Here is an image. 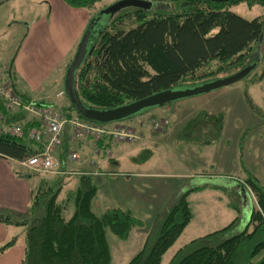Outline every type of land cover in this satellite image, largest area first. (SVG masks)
I'll return each mask as SVG.
<instances>
[{"label": "trees", "instance_id": "1", "mask_svg": "<svg viewBox=\"0 0 264 264\" xmlns=\"http://www.w3.org/2000/svg\"><path fill=\"white\" fill-rule=\"evenodd\" d=\"M64 1L76 9H87L98 0ZM173 1V6L165 4L164 12L148 19L144 9L132 8L113 15L104 26L93 27L92 48L75 75L76 89L86 105L100 109L116 107L193 83L195 80L186 78L213 59L221 64L217 63L206 75L241 68L256 52L260 59L257 46L264 48V15L247 19L225 7L241 0ZM246 1L264 4V0ZM129 15L140 23L127 30H112V24ZM209 78L215 76L206 79ZM70 107L75 111L74 116L84 119L71 103ZM65 132L67 148L61 161L66 160L70 147L69 129ZM104 142L105 138L98 142L99 154L103 156ZM34 152L30 142H24L21 136L0 131V156L22 160ZM54 175L51 179H41L23 217L0 212V222L25 229L21 264H110L109 236L125 240L134 227L143 225L142 221L129 210L118 207L94 210L97 193L94 172L78 170L73 175ZM71 176L76 184L60 197L64 178ZM243 182L253 192L255 205L242 231L222 236L234 226L235 218L219 230L190 240L168 264H264V255L253 261L264 249V189L253 177ZM194 189L181 193L155 218L142 248L126 264H162L163 255L192 218L187 195ZM13 241L1 245L0 253Z\"/></svg>", "mask_w": 264, "mask_h": 264}, {"label": "rangeland", "instance_id": "2", "mask_svg": "<svg viewBox=\"0 0 264 264\" xmlns=\"http://www.w3.org/2000/svg\"><path fill=\"white\" fill-rule=\"evenodd\" d=\"M49 1L52 4V0ZM116 1L118 0H98L92 7L79 9V12H84L83 14L87 15V25L89 19L95 13ZM147 1L152 2L153 6L151 9L145 10V19L151 18L155 13L164 12L165 9L163 7H167L165 4L170 5V7L174 4L173 0ZM225 7L247 19H252L257 15H264V4L262 5L254 2L247 3L246 0L228 3ZM71 8L73 10H78L74 7ZM131 10H133L132 7H128L117 11L113 15L116 16L120 13ZM113 15H102L98 26L106 25ZM48 19V0H0V67L3 66L7 68L4 71L6 76H9V70H11V67V75L15 76L13 66L15 68L18 63H20L22 68L24 67L28 72H30L29 68H31V70L38 69L39 62L44 60L43 57L35 50L33 52L36 56L35 60L31 50L34 44H31L28 49L24 50L23 48L26 45L24 46L22 43L24 44V39L28 30L32 31L28 42H30L31 38L32 43L37 40L39 36H36V33H39L40 30V26L38 27V25L41 23V25L44 24L45 26ZM117 21L119 22L112 24L114 25L112 26V30L118 28L127 30L140 23V20L135 19V17H132L131 15L124 16L123 19ZM212 31H214V29ZM34 32H36L35 35H33ZM57 44L60 47V51L63 52H65V49H67L69 45L67 40H65L64 43L58 41ZM255 45L250 51L251 53H253ZM21 46L22 50L19 55ZM263 49L264 48L260 46L259 50L261 56L259 62L247 77L217 90L193 96L189 99H180L178 100L179 103L174 101L169 104L174 106L177 102V104H180L181 106V103L183 102H190L189 105L191 104V106L195 108L200 106L206 109H212L214 114L210 115H206V113L202 111L200 113H194L197 117V122L204 123L205 118L209 119L211 124L209 123L210 129L207 131L197 130L198 128L196 130L185 129L183 130L182 137H179L178 135L179 131H182L181 129L172 130V128H168V126H170L169 121L171 120V112L165 109L168 104L162 107H153L152 109H149L148 112L128 118L129 120L123 119L117 122L102 123L107 125H113L115 123H120L122 125L131 124V127L136 130L138 135L140 134L139 132L143 130V137L140 143L134 144L136 141L123 142V145L127 148H131L132 146H134L132 148H136L130 152L123 153V158H120V161L110 163L109 169L112 171L123 172L128 168L137 169L138 167L134 168V166L140 163L141 165L139 167L144 170L158 171L168 174L171 173L175 175L197 174L200 178H209L210 180H215V183L222 185L229 180L234 182V179H237V177L243 179L253 177L264 189ZM42 53L49 61L50 59L53 60L56 56L50 57V55L44 51H42ZM54 53L56 54V52ZM69 57L68 63H70L73 55ZM68 63H66V66ZM217 63L221 64L219 61L213 59L210 63L201 66L191 77L186 78V80L195 81L193 83L190 82V84L182 85L201 83L208 80L206 79L208 77L215 76L216 78V76H227L240 69L239 67L235 69H227L228 71L224 69L218 71L216 75H206L208 72L215 69ZM65 70L66 67L64 73L60 76L61 89H63ZM53 71L55 70L53 69ZM23 75L26 76L29 74L27 73ZM16 82V84L22 83L18 82V80ZM56 90L57 88H52V91L54 92L52 95L53 107L74 115L75 111L70 107V102L67 96L56 97V95H54L56 94ZM149 116H151V118H166L168 124L165 132L167 129L168 131L165 134H161L162 132L151 131L147 125V118ZM141 120L144 124L139 125L138 122ZM200 123L198 125H200ZM139 137L140 135L138 138ZM205 141L207 142L202 144V142ZM83 151L84 150L81 152L79 150L81 156L79 160L69 162L73 168H79L82 165V158H86V152L84 151V153ZM111 151L115 152L116 148L112 147ZM93 159L95 160V158ZM142 163H144V165ZM92 169H96V166L94 165ZM40 173L38 174V177L42 179H51L55 176L53 173ZM175 175L169 176L167 180H173L174 178L172 177ZM65 180L68 182L66 185L67 189L74 186L75 178L70 177ZM247 188L249 194L255 200L253 192L248 186ZM64 194L65 193L62 191L60 196L63 197ZM218 197H221L222 200H219ZM194 198H196V201ZM224 200L230 204V207L225 205ZM190 207L196 218L186 226L185 230H183L171 247L165 252L162 257V264H168L172 255L181 247L183 242L188 241L193 237L211 233L226 226L230 221L225 219L227 215L230 214L229 212H232L235 215L237 214L239 219L235 222L234 226L222 236L227 237L242 231L249 220V214L251 211L244 206L238 198V195L228 192L225 193V190L223 192L222 189H215L213 191L207 190L203 193L195 194L191 199ZM94 209L97 210L96 205L94 206ZM245 215H247V219L244 223L243 218ZM147 216L149 217L150 215ZM23 235L25 236V229L23 230ZM262 255H264V249L253 259V261L258 260Z\"/></svg>", "mask_w": 264, "mask_h": 264}, {"label": "crops", "instance_id": "3", "mask_svg": "<svg viewBox=\"0 0 264 264\" xmlns=\"http://www.w3.org/2000/svg\"><path fill=\"white\" fill-rule=\"evenodd\" d=\"M48 2L49 19L46 21L45 26L44 24L41 25V23L38 25V27L40 26L39 33H33V35L36 33V36H39V38L33 43L31 42V38L30 42H28L32 33V31L28 30L24 39V44L22 43V45H26L23 48L24 50L28 49L31 44H34L31 49L32 55L34 56L33 58L36 60L35 53H33L36 50L44 60L39 62L37 70H31V68H29L30 72H28L18 63L15 68L13 66L15 76L11 75L12 67L11 70H9V76H6L4 72L0 74V83H9L24 101L44 105H52V95L54 93L52 88H57L55 93L61 90L60 76L64 73L66 63L69 61L68 57L73 55L75 46L78 44L87 22V15L83 14L84 12L80 13L79 9L73 10L64 0H52V4L49 0ZM65 40H67L69 45L67 49H65V52H63L60 51L57 42L64 43ZM21 50L22 46L19 50V55ZM42 51L47 52L50 57L56 56L53 60L50 59L49 61ZM54 52H56V54ZM53 69L55 71H53ZM27 73L29 75H23ZM15 80L22 83L16 84L17 82ZM189 103L190 102H183L181 106L180 104H174V106L168 105L165 108L167 111L171 112V120L169 121L170 126H168V128H172V130L181 129L182 131H179V137H182L183 130L185 129L196 130L198 128L197 130L203 131L210 129L211 122L209 119L204 117V123L197 122L195 114L202 111L206 113V115H210L214 114V111L200 106L195 108L192 107L191 104L189 105ZM199 123L200 125H198ZM14 125L22 127L23 134L21 137L23 141L30 142L33 149L37 151L39 145L28 138L27 132L30 129L38 128L39 122L22 107L16 106L11 110L7 109L0 96V131H10ZM142 131L143 130L139 132L140 137L136 140L137 143L134 142V144H138L142 141ZM166 132L164 131L161 134H165ZM65 134H67V132L64 133L62 144L55 153L56 157L61 160H63V151L67 148L66 141L64 140ZM206 142L207 141L202 142V144ZM77 146L81 152L82 150L86 152V158H82V165L79 168H73L69 162L67 167L73 170L92 171L95 173L97 178V193L94 198L93 208L96 205L97 211L107 207H118L129 210L143 223L142 226L134 227L125 240H121L113 235L109 236L108 242L111 253L110 264H126L142 248L150 226L155 218L167 210L174 203L177 196L186 190L195 188L187 195L189 206L195 194L203 193L207 190L213 191L215 189H222L223 192L225 190V193L228 192L238 195L240 201L249 211L255 205V200L249 194L248 188L243 182V178L237 177V179H234V182L229 180L222 185L215 183V180H210L209 178H200L197 174L175 175L144 170L139 167L141 165L140 163L134 166V168L138 167L137 169L128 168L123 172L112 171L109 169L110 163L120 161V158H123V153L130 152L136 147L132 148L134 147L132 146V149L129 147L127 148L123 145V142H117L111 146V148H116V151H111L109 156H103L92 153V144L89 141L85 143L80 142ZM93 158H95V160ZM142 164L144 165V163ZM94 165L96 169H92ZM39 173L40 172L36 169H29L22 166L20 160L0 156V212L11 214L15 218L23 217L30 206L33 190L37 189L40 185L42 178L38 177ZM42 173L46 172H41L40 174ZM172 175H175L172 177L174 179L167 180V178ZM65 179L67 178H64V187L62 189L64 193L69 189L66 188L68 182H66ZM75 184L76 183H74V185ZM194 199L196 201V198ZM218 199L222 200L221 197H218ZM224 203L230 207V204L226 200H224ZM229 213L230 214L225 218L230 220L229 223L235 218L236 221L239 219L237 214L235 215L232 212ZM192 214L189 223L196 218L193 212ZM147 215L150 216L148 217ZM243 219L245 223L247 215H245ZM185 228L183 230H185ZM23 230V226L0 222V246L12 239L14 240L11 246L5 248L0 253V264L22 263L25 253V236L23 235ZM198 237H193L190 240ZM190 240L183 242L181 247Z\"/></svg>", "mask_w": 264, "mask_h": 264}, {"label": "built area", "instance_id": "4", "mask_svg": "<svg viewBox=\"0 0 264 264\" xmlns=\"http://www.w3.org/2000/svg\"><path fill=\"white\" fill-rule=\"evenodd\" d=\"M6 69L0 67V74ZM64 94V90L61 89L56 93V97H63ZM0 96L7 109L11 110L16 106L22 107L39 122L38 128L30 129L27 132L28 138L38 144L39 149L20 161L22 166L36 169L39 172L62 175L76 174L78 170L70 169L67 165L68 162L81 158L77 146L80 142H91L92 153L99 154L101 150L98 147V142L105 138V146L102 152L109 156L111 146L114 143L136 141L139 136L136 130L131 127V124L115 123L107 125L96 123L74 115L68 116L66 112L55 109L51 104L26 102L9 83H0ZM138 124L142 125L144 123L141 120ZM167 124L166 118H151V116L147 118V125L154 132H164ZM67 128L69 129L68 141L70 147L66 160L61 161L55 153L62 144L63 135ZM9 132L22 136L23 129L19 125H14Z\"/></svg>", "mask_w": 264, "mask_h": 264}, {"label": "water", "instance_id": "5", "mask_svg": "<svg viewBox=\"0 0 264 264\" xmlns=\"http://www.w3.org/2000/svg\"><path fill=\"white\" fill-rule=\"evenodd\" d=\"M212 1L227 2L230 0ZM152 6V2H149L147 0H118L113 4L100 9L89 19L76 46L73 57L66 67L63 81V89L65 95L67 96L69 102L72 104L73 108L82 118L96 123L117 122L133 117L137 114L148 112V110L152 109L153 107H162L180 99H186L193 96L205 94L228 86L247 77L248 74L257 66L259 62V52H256L254 56L242 68L227 76L208 79L194 85H177L173 88L161 90L146 97L116 107L100 109L86 105L81 100L76 89L75 75L78 68L84 62L87 54L92 48L94 41L92 40V33L94 29L93 27L98 24L97 21H100L102 15L104 14L113 15L117 11L128 7L148 10L151 9ZM259 48L260 46L258 45L257 50H259Z\"/></svg>", "mask_w": 264, "mask_h": 264}, {"label": "flooded vegetation", "instance_id": "6", "mask_svg": "<svg viewBox=\"0 0 264 264\" xmlns=\"http://www.w3.org/2000/svg\"><path fill=\"white\" fill-rule=\"evenodd\" d=\"M97 23H99V20L97 21Z\"/></svg>", "mask_w": 264, "mask_h": 264}]
</instances>
